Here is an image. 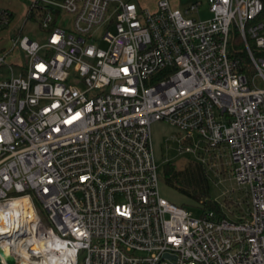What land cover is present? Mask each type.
<instances>
[{"label": "built area", "instance_id": "1", "mask_svg": "<svg viewBox=\"0 0 264 264\" xmlns=\"http://www.w3.org/2000/svg\"><path fill=\"white\" fill-rule=\"evenodd\" d=\"M200 5L29 0L20 22L0 7V264H264V0L188 18ZM156 122L192 143L179 155L229 167L246 206L193 218L164 200ZM18 200L33 216L12 227Z\"/></svg>", "mask_w": 264, "mask_h": 264}, {"label": "rangeland", "instance_id": "2", "mask_svg": "<svg viewBox=\"0 0 264 264\" xmlns=\"http://www.w3.org/2000/svg\"><path fill=\"white\" fill-rule=\"evenodd\" d=\"M160 0H137L138 6L144 10L155 11L157 3ZM170 6L174 10L184 12L191 4L200 3V8L197 13L190 15L188 18L194 20L205 21L211 18L207 0H168ZM29 0H1L0 6L6 10L12 11L17 17V21L20 22L25 13V8L28 6ZM58 25L63 28L70 29L72 20L65 14H61L58 21ZM19 25V24H18ZM107 24L99 27L93 32V37L97 39V44L101 49H106L107 44L99 41V38L105 33ZM113 32V28H110ZM24 33L32 40H42L43 35L38 31L35 26L28 25L24 30ZM263 87V85H260ZM153 153L158 168L159 177V193L160 196L177 207H180L191 214L193 218H199L208 209V203H216L222 207V212L225 213L226 207H232V202H236L243 206H246V190L238 187L231 179L230 168L226 166H219L218 169L211 168L209 164L201 165L197 161V158L190 154L179 155L177 148L179 146L186 147L191 146L189 141L178 143L181 139V132L163 122L153 123L150 127ZM198 165L203 169L204 178L200 180L201 190L192 186H184L178 182H175V186L188 193L190 196L182 194L175 188L167 186L164 178V168L166 165L174 166L176 171L182 170L187 165ZM231 202V203H230ZM204 203H207L204 205ZM37 213L44 223L47 222L46 215L42 211L41 207L36 204ZM223 208L225 210H223ZM230 218L233 219L232 216Z\"/></svg>", "mask_w": 264, "mask_h": 264}, {"label": "trees", "instance_id": "3", "mask_svg": "<svg viewBox=\"0 0 264 264\" xmlns=\"http://www.w3.org/2000/svg\"><path fill=\"white\" fill-rule=\"evenodd\" d=\"M233 44V48H235L236 55L241 57L242 59H244V61L246 62V57L244 52H242V43L240 41V39H238L237 37L235 39H233L232 41ZM164 178H165V183L167 186H170L172 188H175L176 190H178L179 192H181L182 194H185L187 196H190L188 193H186L185 191L178 189L174 184L175 182L180 183L181 185L184 186H192L195 188H198L197 190H201V185H200V180H202V178H204V173H203V169L198 166L197 164L194 166H191L189 164V166L187 165L186 167H184L182 170L180 171H176L174 169V166H170V165H166L164 168ZM207 203H204V205H206ZM208 210H213L215 212H218L219 206L216 203H208L207 206Z\"/></svg>", "mask_w": 264, "mask_h": 264}, {"label": "bare ground", "instance_id": "4", "mask_svg": "<svg viewBox=\"0 0 264 264\" xmlns=\"http://www.w3.org/2000/svg\"><path fill=\"white\" fill-rule=\"evenodd\" d=\"M26 203L27 202L25 200H18L15 203L14 208H13L14 210L13 214L15 216L16 222L11 223L12 227H16L17 224L24 222V221H28L32 218L33 214L30 210H28ZM3 228L7 229V224L6 225L3 224Z\"/></svg>", "mask_w": 264, "mask_h": 264}, {"label": "water", "instance_id": "5", "mask_svg": "<svg viewBox=\"0 0 264 264\" xmlns=\"http://www.w3.org/2000/svg\"><path fill=\"white\" fill-rule=\"evenodd\" d=\"M163 258H168L167 255H164ZM7 264H15V261L13 258H6Z\"/></svg>", "mask_w": 264, "mask_h": 264}, {"label": "crops", "instance_id": "6", "mask_svg": "<svg viewBox=\"0 0 264 264\" xmlns=\"http://www.w3.org/2000/svg\"><path fill=\"white\" fill-rule=\"evenodd\" d=\"M0 2H1V0H0ZM2 2H3V0H2ZM1 7V6H0ZM2 8V7H1Z\"/></svg>", "mask_w": 264, "mask_h": 264}]
</instances>
